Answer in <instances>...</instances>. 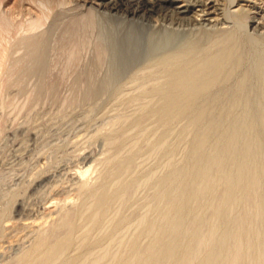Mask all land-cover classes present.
Instances as JSON below:
<instances>
[{
  "label": "bare ground",
  "instance_id": "obj_1",
  "mask_svg": "<svg viewBox=\"0 0 264 264\" xmlns=\"http://www.w3.org/2000/svg\"><path fill=\"white\" fill-rule=\"evenodd\" d=\"M33 1L36 15H14L0 0L1 104L10 87L35 81L55 88L50 53L59 33L67 66L79 65L90 46L97 53L86 73L107 76H89V95H112L134 112L121 114L105 136L109 154L99 183L81 184L79 204L59 212L49 232L40 228L15 264H76L90 258L72 254L77 241L86 253L130 224L125 212L139 186L137 155L158 149L170 156L166 137L180 119L188 120L182 132L192 134L188 161L168 164L162 176L148 174L150 214L138 216L140 230L121 242L109 264H194L204 252L203 264H264V10H233L239 0H222V8L220 0ZM148 133L155 137L146 143ZM90 159L79 169L83 177ZM50 178L40 172L29 182L32 190Z\"/></svg>",
  "mask_w": 264,
  "mask_h": 264
},
{
  "label": "rangeland",
  "instance_id": "obj_2",
  "mask_svg": "<svg viewBox=\"0 0 264 264\" xmlns=\"http://www.w3.org/2000/svg\"><path fill=\"white\" fill-rule=\"evenodd\" d=\"M222 3V0L217 2L218 7L222 8ZM2 7H4L5 10L11 11L14 15H18L20 12H23V14L31 13L32 15H36L39 10L33 0H3ZM240 8H252L254 11L264 10V0H239L238 5L232 9L239 10ZM162 34L165 37L169 36H166L167 33ZM58 38L59 33H55L52 44L56 45H52V47H56L55 49L57 50L55 51L54 49V53H52V51L50 53V60L54 61H51L53 62V78L57 80L56 86L52 90L54 92L51 91L50 86L43 85L41 87L40 83L33 81L27 83V85H22V88L21 86L10 87L4 92L2 97V99L4 98V103L1 104L2 100L0 101V128L3 130L0 136V219L2 222L0 224L2 225L0 230V264H15L17 258L27 251V249H30L33 243L35 244V242H37L36 240L39 236L38 231L40 228L49 232L55 222L54 220H56L60 214L59 212H67L74 209L80 201L78 196L75 195L79 191L81 184L87 183L88 186L93 187L99 183L100 173L104 165L103 161L109 154L107 152V146H105V136L110 129H112V126L117 122L118 118L122 115L134 112V105L130 106L129 104L123 103V101L116 99L114 96L112 97V95H89L87 91L89 76L90 78H95L93 80L97 79V81L107 76L105 75V70H101L98 73L96 72V74H94V72L86 73L94 64V59L97 60V53H94V47L90 46L81 51L82 54L80 53L81 55L78 62L81 65L69 67L67 66V59H63L66 58V54L60 52L62 47L57 43ZM57 46L59 47L57 48ZM66 50H68V48ZM56 60H59V63ZM60 60L65 64H62ZM92 74H94V76H91ZM39 88L41 91L38 90ZM180 120V122L178 121L170 125L171 130L169 129V134L166 137L167 148L172 147L175 149V151L173 149L174 152H171V157L169 154H165L164 150L161 151L158 149H148V152L144 150L146 152L143 151L137 155L138 171L140 175L139 186L134 193V198H136L133 199L132 205L130 206L132 208L129 207L125 212L126 215L128 214L131 217L129 219L130 224L127 223L117 234L110 236L111 239L109 237L105 239L100 248L95 247L86 251V253L82 247L80 248V242L77 241V246H75V248H78H74L75 251H73V249L71 251L72 254L75 255L76 251V254H80L81 251L83 257L89 255L90 258H85L80 262L79 259L76 261V264H86L84 262L87 261V264H91L90 262L95 261V259L98 260V264H101V260L105 258L109 260L105 259V262L102 260V264H109L111 256L120 250L121 242H126L129 239L131 240L140 230V227H137V218L141 214L142 217L149 216L150 212H148V210L150 201L148 200L153 193L151 186L149 185V187H147L146 178H148V174L152 175L153 172L156 175L152 176H162L163 173H166L172 162L176 166H181L188 161L187 155L185 154L188 152L191 145L192 134H190L191 132H182L183 129L187 127L188 120ZM179 129L182 130L179 131ZM147 135V137L151 138H148L147 141H145L146 143L155 137L154 133L150 135L148 133ZM200 137L204 138V135L202 134ZM86 156L91 158L92 168L90 172L83 177L80 175L79 169L83 168L85 163H87V161L84 160ZM168 156L170 158H168ZM40 172L50 173L51 178L48 179L47 185H45V183L41 188L32 190L30 183H33L32 181ZM142 177L145 178L146 181ZM49 186L51 187L49 188ZM68 195L70 199L67 198L63 200ZM22 196L24 198H22ZM49 198L51 200H49ZM27 216H29V218ZM33 219H40L41 223H45L40 226L39 221L37 223L39 227L37 224L34 225L35 227H27L25 224ZM95 233L97 232H94L92 237L94 235H100V233ZM37 234L38 236H36ZM141 241L144 244L145 250L149 244V238L146 235L145 229H143V238ZM83 251L85 254H83ZM204 255H206V252H204L201 257L196 258L194 264H203ZM107 256H109V258H107Z\"/></svg>",
  "mask_w": 264,
  "mask_h": 264
}]
</instances>
